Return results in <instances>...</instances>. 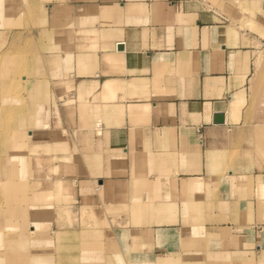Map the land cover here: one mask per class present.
<instances>
[{
	"label": "crops",
	"instance_id": "0c3cea01",
	"mask_svg": "<svg viewBox=\"0 0 264 264\" xmlns=\"http://www.w3.org/2000/svg\"><path fill=\"white\" fill-rule=\"evenodd\" d=\"M18 2L42 14L18 35L45 38L46 84L62 102L53 132L69 137L53 148L64 173L52 181L77 196L80 230L96 245L105 237L102 261L263 264L264 226L245 221V191L250 176L264 191V173L247 171L240 134L254 127L264 0ZM33 109L19 131L38 124Z\"/></svg>",
	"mask_w": 264,
	"mask_h": 264
},
{
	"label": "rangeland",
	"instance_id": "374dc122",
	"mask_svg": "<svg viewBox=\"0 0 264 264\" xmlns=\"http://www.w3.org/2000/svg\"><path fill=\"white\" fill-rule=\"evenodd\" d=\"M18 1L0 0V64L4 66L0 74L2 71L11 74L0 75V87L1 84L10 81L15 84L8 95L9 100L0 97V104L9 108L11 112L8 116L2 117L4 124L0 122V137L3 130L8 132V137H11L8 151L14 157L17 156L20 165V175H17L16 181L20 185L23 197L19 206L26 214V218L19 220L24 224L23 236L28 239L31 229H36L32 241L38 245L30 246L29 250L23 251L24 253L6 250L0 253V256L18 257L17 264H27L30 263V259L36 260L38 257L43 260V264H126L117 259L102 261V250L98 247L105 237L99 235L97 242H100L96 245L94 235L87 236L90 233H86L85 228L80 230L77 196L73 195V190H63L60 184L56 186L53 184L52 177L58 178L64 173L61 165L54 166L63 160L52 158L53 153H61L62 150L54 152L53 148L56 144L61 146L69 137L67 134L65 135L67 138L64 139L62 132H53L54 129L62 128V115H58L61 113L62 102L53 99L50 87L46 84L47 70L43 59L46 53L38 52L37 47L45 43V38H38L40 42L37 44L36 37L18 35L21 32L29 34L32 29H37L40 23L36 18L42 14L37 6L21 4ZM18 49L22 51L18 52ZM256 67V74L250 86L246 116V123L254 127L251 131L240 134L243 143L241 153L246 157L248 172L264 173V160L260 156L262 152L264 157V53L257 59ZM31 105L34 108L33 112L38 113L39 122L33 125L27 123L19 131L18 126L24 118L23 107ZM17 112L19 115H16ZM29 134L33 136L30 137ZM4 161L2 156L0 171L7 164H3ZM16 165L18 169V164ZM0 178L1 181H5L4 176ZM253 178L254 176L248 177L250 186L245 191L248 206L245 221L248 224L257 222L264 226V191L260 188L254 191ZM1 196L3 198V192ZM91 218L83 214V224L85 219ZM106 256L109 257L110 254ZM24 257L30 259H23ZM90 258H99V261Z\"/></svg>",
	"mask_w": 264,
	"mask_h": 264
},
{
	"label": "bare ground",
	"instance_id": "6f19581e",
	"mask_svg": "<svg viewBox=\"0 0 264 264\" xmlns=\"http://www.w3.org/2000/svg\"><path fill=\"white\" fill-rule=\"evenodd\" d=\"M3 67L4 66L0 64V70H2ZM1 74L2 75L5 74L7 76L11 75L10 72L6 73L3 71L1 72ZM14 85L15 84L12 81L9 84V86L12 87V90L14 89ZM5 105H6V102H5ZM10 113L11 112L9 108L3 107L1 103L0 104V122L2 125L4 124L2 122V117L5 115L8 116ZM16 115H19L18 112ZM8 136H9L8 132L3 130L2 136L0 137V155H1L0 158L3 156L5 160L3 164L7 163L5 166L2 167V170L0 171V176L5 177V181L4 180L1 181V178H0V188H1L0 190V253L6 250H12L13 252L19 253V252L29 250L30 246L38 245V243L37 242L35 243L32 241L33 236L35 235L36 229H34V227L31 226V228H33L34 230L30 228L31 232L28 234L29 238L27 239L25 238V236H23L24 224L19 222L20 218L22 219L26 218L25 217L26 214H25V211L19 206L20 201L22 200L21 199L22 192H18L20 191V185H18V182L16 181V177L19 174V169H17V165H16L18 164V160L16 158L17 156L14 157L12 154H10V151H8L10 147L8 146V144L10 143V138H11ZM8 164H9V167L7 168ZM18 168H19V164H18ZM5 170H7V172L4 173ZM1 192H3V198H1L2 197ZM23 259L29 260L30 258L24 257ZM77 259H79V257ZM27 260H24V261L26 262ZM17 262H18V257H14V258L5 257L4 258L0 256V264H17ZM29 262L31 264H43V260L40 257H38L36 260L30 259ZM30 263H27V264H30Z\"/></svg>",
	"mask_w": 264,
	"mask_h": 264
},
{
	"label": "water",
	"instance_id": "95a60500",
	"mask_svg": "<svg viewBox=\"0 0 264 264\" xmlns=\"http://www.w3.org/2000/svg\"><path fill=\"white\" fill-rule=\"evenodd\" d=\"M215 123H224V116L223 115H216L215 116Z\"/></svg>",
	"mask_w": 264,
	"mask_h": 264
}]
</instances>
